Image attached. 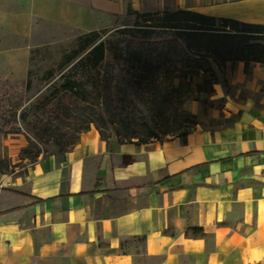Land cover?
<instances>
[{
	"label": "crops",
	"instance_id": "crops-1",
	"mask_svg": "<svg viewBox=\"0 0 264 264\" xmlns=\"http://www.w3.org/2000/svg\"><path fill=\"white\" fill-rule=\"evenodd\" d=\"M169 5L264 24V0ZM127 6L143 8L141 0H0V79L26 80L30 47L13 42L32 19L83 33L110 27ZM234 69L249 86L264 78V63ZM222 110L237 119L196 126L184 142L106 144L91 124L70 149L0 173V264H264V111L231 99Z\"/></svg>",
	"mask_w": 264,
	"mask_h": 264
},
{
	"label": "trees",
	"instance_id": "trees-1",
	"mask_svg": "<svg viewBox=\"0 0 264 264\" xmlns=\"http://www.w3.org/2000/svg\"><path fill=\"white\" fill-rule=\"evenodd\" d=\"M126 12L135 22L117 28L111 41L100 39L97 31L80 33L78 48L59 61L57 87L71 100L62 107L79 118L78 134L92 124L106 144L109 134L118 144L163 140L160 134L184 142L191 130L181 128L184 122H197L188 112L180 119L175 100L197 99L192 75L200 73L211 87L228 61H243L245 69L264 63V24L183 8L138 12L128 7ZM35 140H28L33 153L22 149L21 158L40 154Z\"/></svg>",
	"mask_w": 264,
	"mask_h": 264
},
{
	"label": "rangeland",
	"instance_id": "rangeland-1",
	"mask_svg": "<svg viewBox=\"0 0 264 264\" xmlns=\"http://www.w3.org/2000/svg\"><path fill=\"white\" fill-rule=\"evenodd\" d=\"M163 1L166 6L164 9H168L172 0ZM141 2L143 8L140 12L160 10L159 0ZM134 22V15L126 12L115 19L110 27L98 28L97 36L111 41L117 28L132 25ZM80 33L81 31L70 26L32 19L29 32L13 42L29 45L31 54L26 80L13 82L0 79V168L4 173H15L21 170L24 164L31 163L38 157L62 153V149H70L78 137L76 128L80 123L79 118L71 117L70 112L62 107V103L71 105V100L57 86L62 69L59 61L64 54H70L78 48ZM110 59L111 52L106 49L105 61ZM235 65L236 62H233L217 73V81L211 87L203 83L200 73L190 77V87L195 90L194 96L197 99L184 101L182 96H179L175 102L177 112L181 115L180 119L187 112L192 113L197 124L188 125L186 121L181 128L189 126L193 129L201 125L214 129L229 125L237 119L238 113L227 115L222 110L228 99L236 102L249 100L256 109L264 111V78L249 86L246 81L236 79L233 74ZM109 135L108 141L113 142V135ZM168 137L159 135L161 139ZM35 138L40 154L34 160L21 158L22 149L33 153L28 140Z\"/></svg>",
	"mask_w": 264,
	"mask_h": 264
},
{
	"label": "built area",
	"instance_id": "built-area-1",
	"mask_svg": "<svg viewBox=\"0 0 264 264\" xmlns=\"http://www.w3.org/2000/svg\"><path fill=\"white\" fill-rule=\"evenodd\" d=\"M2 242V239L0 238V243Z\"/></svg>",
	"mask_w": 264,
	"mask_h": 264
}]
</instances>
